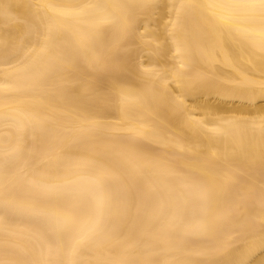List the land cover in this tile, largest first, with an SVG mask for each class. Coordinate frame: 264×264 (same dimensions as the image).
<instances>
[{"label": "bare ground", "instance_id": "obj_1", "mask_svg": "<svg viewBox=\"0 0 264 264\" xmlns=\"http://www.w3.org/2000/svg\"><path fill=\"white\" fill-rule=\"evenodd\" d=\"M0 264H264V0H0Z\"/></svg>", "mask_w": 264, "mask_h": 264}]
</instances>
